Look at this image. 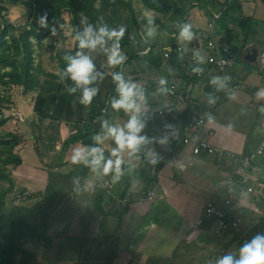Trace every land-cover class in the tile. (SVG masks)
<instances>
[{
  "label": "crops",
  "instance_id": "0c3cea01",
  "mask_svg": "<svg viewBox=\"0 0 264 264\" xmlns=\"http://www.w3.org/2000/svg\"><path fill=\"white\" fill-rule=\"evenodd\" d=\"M219 1L193 4L183 18L185 23L180 32L176 23L171 24L173 30L168 37L147 39L146 48L141 50H138L140 42L131 46L105 44L104 49L95 51L78 44L80 53L87 55L93 64L90 83L84 87L95 89L96 95L90 103L82 102L83 95L75 99L63 116H49L48 121L42 117L44 124L48 122L47 127L41 128L38 134L40 145L33 149L28 145L31 143L28 137L23 136L26 142L16 150L22 163L10 166V175L16 186L28 194L38 193L46 188L50 172L54 175L79 173L80 164L87 155L86 146L77 142L62 149V143L72 132L83 127L89 113L97 106H104L111 114L113 127L123 129L126 135L130 132L126 126L133 119L137 121L139 130L135 135L139 143L132 149L150 150L172 145L179 151L171 161L162 164L160 178L149 159L136 156L122 163L119 170L105 173V165L110 160L108 151L90 166L83 180L75 176H57L55 180L63 186L59 204L47 216L41 236L25 242L21 255L18 254L21 257L18 264H174V257L184 243L189 244L194 239L206 241L216 235L213 219L204 218L195 237L187 240L192 223L202 214L209 199L215 197L222 203V199L231 194L252 204L239 182L220 189L216 181L238 166L246 144L253 150L262 139L264 64L259 61V55L264 47V3L260 0H234L241 8H236L233 15L256 19L249 42L244 45L246 51L252 47L259 51L255 63L247 61L254 64L252 66L236 61L233 73L244 81L240 90L230 92L220 85L216 76H191L184 54L173 52L168 58L163 56L165 47L175 45L173 37H178L182 44H188L195 36L212 39L214 48L207 47L206 53L223 52L225 43L236 49L239 44L236 36L235 42L225 37L226 42L220 45L217 39L223 36L215 33L216 27L220 26L222 31L231 34L237 24L225 23L219 16L209 26L212 14L219 13L224 3V0ZM200 4L205 8L198 6ZM256 12L260 16H256ZM165 16L167 20L171 19L169 14ZM204 17H207L206 23L202 21ZM155 25L161 27L158 23ZM186 25L192 33L190 39L182 36ZM114 48L123 59L112 65L109 57ZM113 74L120 75L123 83L132 89L133 95L126 101L131 107H113L123 99L120 82L113 79ZM161 80L165 83L161 84ZM172 83L198 102V111L207 121L203 136L213 144L233 151L235 157L232 160L226 162L209 154L192 153L191 143L187 140L191 128V104L182 111L173 97H166L161 91L162 86ZM156 105L163 106L166 112L149 120L147 108ZM50 112L54 114L53 110ZM174 123L179 126L178 132L172 129ZM256 129L260 132L256 133ZM101 142L110 147L118 145L109 133H105ZM123 148L131 149L127 145ZM76 152L81 155L74 161ZM181 163L186 164L185 169L178 166ZM254 164L258 168L252 171L254 175L264 178V153ZM107 177L113 178L110 191L101 185L94 188L88 185L89 180L100 183ZM152 189L156 194L154 202L140 201L141 196Z\"/></svg>",
  "mask_w": 264,
  "mask_h": 264
},
{
  "label": "trees",
  "instance_id": "16d2710c",
  "mask_svg": "<svg viewBox=\"0 0 264 264\" xmlns=\"http://www.w3.org/2000/svg\"><path fill=\"white\" fill-rule=\"evenodd\" d=\"M18 0H14L17 2ZM98 4H96V2ZM143 3L151 10L169 14L171 21L185 18L188 10L193 4L208 1L214 4L215 0H142ZM264 3V0H261ZM29 8V27L21 26L18 28L11 24L3 15L7 0H0V84L2 87L22 86L24 90L39 88L40 92L48 95V100L56 103L55 115L63 116L67 108L71 107L72 102L84 94V85L77 86L76 82L71 79V74L67 73V67L70 61L65 57H76L80 53L77 44L71 49H59L55 57L58 60L60 68L59 73L46 72L43 81L39 80V68L35 64L34 44L32 37L42 40L52 31L59 30L61 25V14L64 10L71 15V24L77 37L84 38L83 26L88 25L94 30V27L101 29L106 28V32L111 33L112 23L118 18L120 9H128L131 23L134 31L128 32L126 37L119 38L120 44L125 46L141 43L138 50L144 49L147 42L143 38L138 39V28L144 21H155L152 18H136L131 0H21ZM240 9L234 0H226L221 4V18L225 23L234 22L241 29L242 40L246 43L250 34L254 30L256 19L240 14L233 15L235 9ZM110 10L106 15L105 11ZM46 14V18H45ZM44 19L41 25L40 20ZM156 23L160 24L159 21ZM162 26V25H161ZM16 30V31H15ZM230 32V29H228ZM132 34V35H131ZM108 36L104 35L103 37ZM137 50V49H136ZM228 53V52H226ZM87 56V55H84ZM88 57V56H87ZM52 79V80H51ZM75 89V91H72ZM5 95L0 93V125L6 121L3 116V102L8 101ZM40 101L37 99L35 104ZM35 110L39 109L36 108ZM105 107L97 106L89 113L88 119L85 120L83 127L72 132L62 143V149L69 145L81 142L86 146L87 155L80 164L79 173L71 172L68 174L49 173V182L46 188L38 192L39 196L32 206L22 205L11 207L5 210V196L15 185L10 175V166H17L22 163V158L16 152L22 147L26 140L23 135L16 132H9L5 136H0V142L7 146L4 154L0 155V180L9 182L8 189L0 188V264H17L20 243L23 240H31L41 236L42 228L47 224V216L59 204L60 195L63 193V186L58 184L55 179L57 176L70 177L75 176L83 180L92 165L94 151L99 144V131L109 133L108 129L113 128V119L111 114L104 109ZM250 150L246 144L244 154ZM264 205V201L261 203ZM248 212V211H247ZM247 215V214H246ZM256 227L264 228V214L258 218ZM185 244L184 246H189ZM181 249V247H180ZM178 250V252L180 251ZM240 256H238V260Z\"/></svg>",
  "mask_w": 264,
  "mask_h": 264
},
{
  "label": "rangeland",
  "instance_id": "374dc122",
  "mask_svg": "<svg viewBox=\"0 0 264 264\" xmlns=\"http://www.w3.org/2000/svg\"><path fill=\"white\" fill-rule=\"evenodd\" d=\"M215 1L216 3H220L219 0ZM98 2L99 1H97L96 4H98ZM131 4L133 6L136 18L142 19L145 17H149L154 20L157 19L155 21H152L154 24L151 22H144L138 28L137 41L141 38L146 41L147 39L151 40L152 37H168V35L171 34L170 31L172 32L173 30L172 26L174 25V23H176V25L178 26L177 28L179 32L184 26L185 21L183 19H177L176 21L171 23L172 19L167 20L164 13L151 10L143 3L142 0H131ZM198 6L205 8V5L200 4ZM6 7L7 8L3 10L2 13L9 22H11V20H15L19 22V27H24V25L28 23L30 10L23 2H21V0H18L17 2H14V0H7ZM105 13L106 15L110 14V10L105 11ZM118 14V18H116L112 23L111 32H120V30L123 29V36L120 37L122 39V37H126V34L128 32L132 33L135 29L131 23V19H125L126 17H129L130 14L128 9H120ZM256 14V16H260L258 15V12H256ZM156 21L161 22L162 26L160 28L155 25ZM202 21L206 23L207 17H204ZM171 24L173 25L171 26ZM237 27L231 30V34H227L222 31V28L220 26H217L215 35L217 36L218 34H222V39H217L219 40L218 43L220 45L226 42L225 37L235 42L236 36V40H238L239 44L237 43L238 46H236V49L232 50L230 54H233L235 56L237 62L247 63V61L244 59L247 47L244 46L245 42L242 40L243 36L241 33V29ZM89 28L91 27L88 25H84L83 31H86ZM91 33L92 37L95 38L96 35L100 33V29L94 27V30L91 29ZM173 38L176 42L175 44H178L180 41H178V37ZM31 39L33 40V46L35 49V64L37 67H40L38 74L40 81H43L46 77L48 78L46 72L59 73L60 68L58 65V60L55 57L59 49H71L75 47L76 44L77 46L78 44L80 45V41L76 40V35L71 24V15L66 10H64L61 14V25L59 27V30L52 31L47 37L42 40H37L33 37ZM248 42L249 40H247V43ZM113 43L118 44L120 43V40H118L115 36H112L111 38H109V36H105L103 37L100 43H97L95 47L90 48L95 51L97 50V48L104 49L105 44L110 45ZM247 64L251 66L254 65L250 63ZM1 92L9 100L3 102V116L6 118V121L0 125V136H5L9 132H16L19 134L21 133L23 136L28 137L31 142L28 145L30 147L32 146V149L36 147V145H40L41 139L38 137V134L40 133L41 128H43L44 130L45 126L47 127L48 123L47 122L46 124H44L42 117H53L55 115V112L54 114H51L50 111H55L57 107L56 103H53L50 100L47 101L48 95L45 92H40L39 88L24 90L22 86L15 85L6 88L2 87L0 84V93ZM37 99H39L40 101L35 104V101L37 102ZM35 105L37 106L36 108H39L37 109V112L34 109ZM13 111H18L20 113L19 119H16L15 115L11 114ZM39 118L41 120H39ZM46 121H48V118L46 119ZM259 132L260 131L256 129V133ZM260 133L263 137L264 134L262 128ZM6 150L7 146L3 142H0V155L4 154ZM34 154L35 152L33 153V155ZM9 187L10 186L8 181L0 180L1 189H8ZM36 194L37 193L28 194V192L22 191L21 188H19L15 184L5 196V210L10 209L11 207L22 205L32 206L36 201ZM262 202L258 203L257 205H252L244 201L245 206L248 207V212L238 231H231L232 233H224L222 235H214L208 238V240L206 241L194 239L189 242L190 246L185 247L184 245H182L180 251L174 257V264H218L219 260L229 255L233 257L234 261L238 260V256H240L241 249L245 245L251 244L252 241L258 236L264 238V228L260 229L256 227V222L258 221V218L261 215L263 216L264 214V205L261 204ZM26 241L28 243L30 239L23 240V242L20 243V252L18 254L21 255L22 249L24 248ZM33 257L35 258V256ZM20 259L21 257L17 255V264L19 263Z\"/></svg>",
  "mask_w": 264,
  "mask_h": 264
},
{
  "label": "built area",
  "instance_id": "2783aa9c",
  "mask_svg": "<svg viewBox=\"0 0 264 264\" xmlns=\"http://www.w3.org/2000/svg\"><path fill=\"white\" fill-rule=\"evenodd\" d=\"M225 1V0H224ZM222 13L220 9L219 13H213L212 19L216 20ZM16 29L20 26L19 22L11 20ZM29 23V21H28ZM25 26L29 27V24ZM212 21L209 26H212ZM19 24V25H18ZM0 19V26H1ZM175 36V34L173 35ZM214 48V42L209 38H202L199 36L192 37L188 44L178 43L175 45H168L165 47L163 56L168 58L173 52L184 54L186 56L185 62L190 68V75L196 77H213L216 76L220 85L227 88L230 92H235L243 87L244 81L241 77L233 73L236 65V58L233 54L222 53L217 50L213 53L205 52L206 48ZM259 61L264 63V47L259 55ZM161 91L166 97H173L174 103L182 111L191 104V110L189 112V125L190 133L187 140L191 143V151L194 154H209L219 160L230 161L235 157V153L231 150L217 146L211 142L208 137L203 136V132L206 126V119L202 113L198 111V102L191 97L187 92L179 90L177 84L172 83L168 86H162ZM166 112L165 108L161 105L149 106L147 108V115L149 120H153L158 116L163 115ZM11 114L15 115L16 119L20 118L18 111H13ZM172 129L178 132L179 126L175 123L172 125ZM264 134V124L262 126ZM105 133L99 131V143L100 145L94 151L92 164L97 163L101 156L107 151L110 154V160L113 161V167L109 170V173H113L116 170L115 161L121 160L122 163H127L128 159L136 156L142 159H149L152 163L153 171L160 178L162 164L171 161L178 153L179 149L172 145H161L157 149L150 150H136V149H124L119 145L110 147L102 143ZM114 150L115 151L114 154ZM264 153V135L257 146L249 153H241V159L238 166L225 174V176L216 181V185L220 189H227L230 185L239 182L241 189L248 195L250 202L254 205L264 201V178H259L252 172L258 170L254 164L257 157ZM120 164V165H121ZM181 169L186 168L185 163L178 165ZM160 183V182H159ZM113 184V178H104L100 183L96 181L88 182V185L92 188L101 185L107 191L111 190ZM155 191L147 190L144 195L141 196L140 201L155 200ZM246 206L242 199L234 198L231 194H228L222 199V203L215 197L207 201L202 214L197 217L192 223L191 231L187 236V240H192L197 234L198 227L202 224L204 218L213 219L214 234L222 235L231 231H238L244 218L246 217Z\"/></svg>",
  "mask_w": 264,
  "mask_h": 264
},
{
  "label": "clouds",
  "instance_id": "9594fccd",
  "mask_svg": "<svg viewBox=\"0 0 264 264\" xmlns=\"http://www.w3.org/2000/svg\"><path fill=\"white\" fill-rule=\"evenodd\" d=\"M46 18V14H45ZM42 18L40 20L41 25L44 24V19ZM104 35H108L109 38L112 36H115L117 39H119L121 36H123V29L120 30V32H106V28L102 27L100 29V33L96 35L95 38L92 37L91 28L87 29L84 34V38L77 37L80 39V47H95L97 43H100L103 39ZM182 36H184L187 39H190L192 36V33L189 31V26H185L184 31L182 32ZM66 60L70 61L68 67H67V73L71 74V79L76 82L77 86L81 85H87L90 83L89 76L93 70V64L91 60L84 56L81 53H77L76 57H65ZM123 58L119 57L118 50L116 48L113 49L111 56L109 57V63L112 65L119 64ZM113 79L116 81H119V90L122 94L123 99L119 101L118 103H114L113 107L120 108V107H131V104H126V101L129 97L133 95L132 89L129 88L127 85H125L121 79V76L118 74H113ZM161 84H164L165 81L161 80ZM72 91H75V89H72ZM96 95V90H88L85 89L83 94V103H90L93 96ZM130 132L129 134H125L123 129L119 128H109V134L112 135L116 143L119 145L120 148H123L125 145H127L130 148H134L139 141L137 140V137L135 133L139 130L137 127V121L133 119L127 126H126ZM115 151L114 150V154ZM81 153L76 152L74 154L73 160H77L80 157ZM115 167L117 170H119V166L121 164V160L117 159L115 162ZM113 167V161L109 160L107 164L105 165V173H107L109 170H111ZM218 264H264V238L257 237L255 238L251 244L245 245L240 252V259L239 260H233V257L231 255L224 257L223 259L218 261Z\"/></svg>",
  "mask_w": 264,
  "mask_h": 264
},
{
  "label": "water",
  "instance_id": "95a60500",
  "mask_svg": "<svg viewBox=\"0 0 264 264\" xmlns=\"http://www.w3.org/2000/svg\"><path fill=\"white\" fill-rule=\"evenodd\" d=\"M234 48V45H229L227 46V43H225L223 45V52L225 51H232ZM258 54H259V51L257 48L255 47H252V48H249L247 51H246V54L244 55V59L250 63H255L257 61V58H258ZM17 258V256H15Z\"/></svg>",
  "mask_w": 264,
  "mask_h": 264
}]
</instances>
